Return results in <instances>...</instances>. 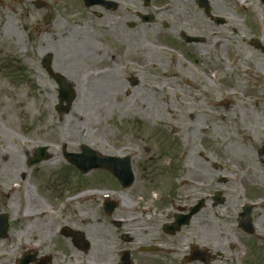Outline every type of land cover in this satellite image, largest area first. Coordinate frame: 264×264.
Here are the masks:
<instances>
[{
  "label": "rangeland",
  "instance_id": "obj_1",
  "mask_svg": "<svg viewBox=\"0 0 264 264\" xmlns=\"http://www.w3.org/2000/svg\"><path fill=\"white\" fill-rule=\"evenodd\" d=\"M46 1L41 9L27 7L29 17L17 28L0 23V69L13 54L28 58L27 45L34 60L30 65L25 60L29 78L17 91L10 78L0 76V157L8 159L0 158L2 187L18 181L13 170L17 160L50 145L53 158L38 168L36 178L33 174L30 196L35 186L48 197L52 191L44 193L41 187L56 181L57 190L62 180L67 198L85 191H114L109 183L114 180L103 171L64 174L62 150L79 153L83 145L103 155L138 150L149 168L143 170L137 161V182L124 201L136 205V216L144 221L136 231L142 236L138 245L158 239L161 252H137L135 261L188 264L184 258L198 247L212 254L209 264H264V166L257 156L264 140V0H209L210 16L198 0H187L189 5L173 0L172 10L169 0H152L150 7L143 0H128L129 14L123 8L101 20L82 14L75 0H69L68 12ZM150 13L155 20L143 22L140 14ZM48 15L55 20L45 27ZM213 17L225 22L217 24ZM129 18L132 28L125 24ZM183 34L204 40L188 45ZM119 39L132 43L124 63L118 57ZM48 54L54 56L58 73L74 85L76 100L67 113L56 110L58 87L39 65ZM251 73L263 82L256 85ZM133 78L137 86H132ZM183 153L191 155L192 164L179 160ZM32 171L25 174L30 177ZM208 173L218 180L213 188L203 184ZM220 178L229 181L220 183ZM215 191L222 192L224 204L215 205ZM204 198L205 207L188 226L174 236L164 235L160 214L188 213ZM246 204L256 208L251 216L260 250L239 227ZM89 208L88 223L81 224L90 231V252L62 246L54 264H118L131 246L119 243L116 229L106 225L113 218L106 219L99 210L96 215L97 205ZM11 255L17 252L1 253L0 262Z\"/></svg>",
  "mask_w": 264,
  "mask_h": 264
},
{
  "label": "flooded vegetation",
  "instance_id": "obj_2",
  "mask_svg": "<svg viewBox=\"0 0 264 264\" xmlns=\"http://www.w3.org/2000/svg\"><path fill=\"white\" fill-rule=\"evenodd\" d=\"M111 1L115 2V6H96L87 8L85 7L82 0H75V3L77 2L78 8L81 10L82 14L91 13L100 20L107 18L108 14L110 13H120L123 8H125V13L129 14L131 12V7L127 5L130 4V1ZM38 3L39 2H37L36 0H0V23L2 25H7L8 22H11L17 28L22 24V22H25L26 18L29 17V13L26 12L27 7L32 8V6H35L37 9H40ZM68 3L69 0H55L53 1V9L62 5L60 6L61 9L68 12L71 9ZM33 16L35 17L36 15L33 14ZM151 17L154 18L153 15H151ZM52 18L54 21L55 16H53ZM125 24L129 28L134 27V23L133 21H130V18L127 22H125ZM22 28L25 29V26L22 25ZM119 42L121 43L122 54H120L118 57L124 63V61H127V57L131 56L130 51L132 43L131 41H123L122 39H119ZM9 60L10 68L5 71L0 70V76L11 78L12 80L10 81V85L14 89L13 91H17L22 83H24L25 70L21 67L22 61L20 59V56H18L17 54H13V56ZM22 60L24 61L25 59ZM27 60L29 65L30 62H34L31 56H29ZM39 65L40 67H42L41 60ZM120 67L124 69V71L127 70V67L124 65H121ZM55 71H57V69H55ZM0 154H3V152L0 151ZM33 154L34 152H32V154L26 153L21 157V159L16 161V163H18L19 165L15 166L13 170L14 177H16L18 180L17 183L19 187L17 189H13V186L16 182L6 183L5 187H2L3 182L0 181V261L1 253L10 255L17 252L16 256L11 255L10 257H8V259H5L6 262L4 264H17V261L19 259L27 257L33 260V263L31 264H40L42 259L46 260L47 258H49L48 264H53L54 261L57 260V257L55 255H51V252L62 249V246H72L79 249L73 237L82 236L85 242L86 240H89L90 231L86 228L85 225L81 224V221L85 224L88 223L89 210H91L89 208L90 205H97V210H95L96 215H99V210L101 212V215L106 219L113 218V222L109 224L106 223V225H110L111 227L116 229L119 243H122L124 245H131L123 252L128 251L133 257L137 251L142 255L153 254L144 253L143 251L145 249L156 248V253L161 252L160 248L158 247V239H149V243L138 245V242L141 240L142 236H138L136 231L138 230V225L144 221L143 219H140L141 221L138 219V217L136 216V214L138 215L137 212H134L132 210L128 211L129 207L120 209V204V206H118V208L115 209L112 214L107 215L105 207L103 205L104 203H101L99 205L98 203H96V200H85L79 203L74 202V195L70 198L65 197L64 193L66 189L61 186L64 183L61 177L59 178L62 181L58 182L60 184H58V186L56 187L57 190H54L53 186L55 183H57L56 181L48 187H41V190H44V193H49L52 191L48 197H43L41 194H39L38 191H36L37 188L35 186V194L30 196L31 192H29V184L31 178H33V174L36 178V174L39 172V169L37 167H34L32 168L33 171L30 177L25 174V171L28 170V163L31 160ZM62 155L64 159L65 156L63 153ZM257 156L259 158V163L264 166V140L262 142V148L257 151ZM130 157L135 171H137V169L139 168L137 161L140 162V168L142 167L143 170L149 168L148 165H145L143 162H141V159L145 157L143 152L140 153L139 151L138 154L131 155ZM0 158L6 162L8 161V159L5 157ZM52 158L53 157L50 156V158L44 164L51 161ZM147 159L150 160L149 158ZM183 160H185L184 163L186 165L190 163L192 164L191 155H184ZM246 164L247 163L244 161V165ZM65 167L68 170L66 169L64 171V174L68 175H71L70 170L74 171L75 169L68 163L65 165ZM172 167H174V164L172 165ZM177 168L182 169L180 165L177 166ZM244 168L248 169L249 167ZM194 170L196 171L197 169ZM116 183L117 187L111 189L116 193L120 192L122 196H125L126 192H132L135 186L133 185L131 188L125 189L121 187L118 182ZM203 183L207 187L212 188L217 183V178L214 175L208 173L207 178ZM36 195L40 198H38ZM38 202L42 204L43 208L39 207ZM132 204H129V206ZM148 214H150V212H148ZM149 216L150 215H148V217ZM159 217L161 218L160 220L163 221V223L161 224V228L164 235L168 237L174 236L167 234L164 229L165 226L170 223L169 220L164 221V217L161 214ZM148 220L150 219L148 218ZM247 238L249 242L253 243L255 248H259L260 250L258 244L259 237L256 231H254L252 235H247ZM163 243L165 245L164 241ZM90 248L91 244L89 249L85 250L86 253H88ZM257 252L259 251H256V253ZM0 264L3 263L0 262ZM136 264H141V262L136 260ZM247 264L258 263L249 260Z\"/></svg>",
  "mask_w": 264,
  "mask_h": 264
},
{
  "label": "water",
  "instance_id": "obj_3",
  "mask_svg": "<svg viewBox=\"0 0 264 264\" xmlns=\"http://www.w3.org/2000/svg\"><path fill=\"white\" fill-rule=\"evenodd\" d=\"M207 9H208V7H207ZM186 40L188 42L198 41V40H191V39H186ZM51 62H52V56L48 55L45 58V62H44V66L48 70L50 69ZM60 84H61V82H60ZM134 84H136V82H134ZM61 85H62V87L60 90V101L61 102L66 101L67 107L65 110L69 111L71 108V105L75 99V94L72 92L70 85H67V84L64 85L63 83ZM87 151L88 150H84V154L81 155V157H84V158L80 160V163H81V161H85L86 159H89V161H92L94 163L87 162V163H83V164L79 165V166L83 167V168L82 167L81 168L83 169L84 172H87L89 169H91L93 167H101V168L104 167L106 169H109L114 175L118 176L119 178H123L124 180H129V178H131L132 174H131L130 168H128V166H125L124 164L118 163L120 160L109 159V158H100L99 155H98V157H95V156L92 157L91 154H87L88 153ZM73 156H74V158L76 157V155H73ZM96 161H98V162H96ZM201 207H202V205L197 206L195 209L192 210L191 214L188 216H178L176 225L169 227L168 230H171L170 232L173 233L180 226L187 225L189 223V220L191 219V217L193 215H195L197 212H199ZM244 216L246 217V221H245V223L242 224L243 228H244V225L246 223L251 222V220L248 216V212ZM83 247H84V245H83ZM123 261H126V259H123ZM203 261H206V260H203ZM125 264H130V263L127 261Z\"/></svg>",
  "mask_w": 264,
  "mask_h": 264
},
{
  "label": "bare ground",
  "instance_id": "obj_4",
  "mask_svg": "<svg viewBox=\"0 0 264 264\" xmlns=\"http://www.w3.org/2000/svg\"><path fill=\"white\" fill-rule=\"evenodd\" d=\"M173 2V0H169V7H170V10H172V8H171V3ZM185 2H186V5H189L190 4V2H188L187 0H185ZM175 3H176V0H175ZM214 36L216 37V38H218V39H220L221 37H220V35L218 34V33H214ZM250 76H251V78H253V80H254V82L256 83V85L257 84H260V83H262L263 81H262V79L257 75V74H250ZM196 87V86H195ZM259 95L261 94L260 92L258 93Z\"/></svg>",
  "mask_w": 264,
  "mask_h": 264
}]
</instances>
